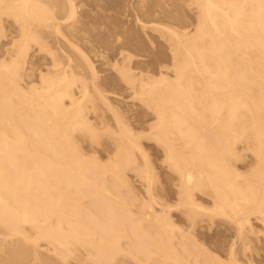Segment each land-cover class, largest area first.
I'll list each match as a JSON object with an SVG mask.
<instances>
[{
    "label": "bare ground",
    "instance_id": "6f19581e",
    "mask_svg": "<svg viewBox=\"0 0 264 264\" xmlns=\"http://www.w3.org/2000/svg\"><path fill=\"white\" fill-rule=\"evenodd\" d=\"M193 1V34L150 25L171 39L174 81L134 75L128 65L121 73L156 118L145 126L177 180L178 203L171 205L156 193L141 132L113 106L87 54L73 44L77 30L65 26L74 1L0 0V38L4 19L18 36L9 32L12 39L0 45V264H21L29 251L39 258V241L58 264H255L248 235L251 213L264 227V0ZM51 30L63 53L49 50ZM34 45L50 56L38 83V68L26 64ZM140 115L137 125L148 121ZM237 142L257 159L250 179L232 166ZM130 172L146 195L129 188L131 200H142L135 209L123 193ZM214 216L233 231L223 258L219 247L212 253L195 240L194 230Z\"/></svg>",
    "mask_w": 264,
    "mask_h": 264
},
{
    "label": "rangeland",
    "instance_id": "374dc122",
    "mask_svg": "<svg viewBox=\"0 0 264 264\" xmlns=\"http://www.w3.org/2000/svg\"><path fill=\"white\" fill-rule=\"evenodd\" d=\"M73 1L75 5L74 16L70 20H67L68 26L70 24L73 25L72 29L70 28V26L69 27L67 25L66 26L64 25V26L67 27V30L68 28H70L71 31H73V28H75L77 30V33L74 32L72 35L75 34L74 36L76 37L77 35V37L74 40V43L72 42L73 39L75 38L74 36H73L74 38L72 39L71 38L72 35H71L69 39L70 40L72 39L71 42L74 45L78 46V48L81 49V51H84L83 53L87 54L86 56L93 64L94 69L96 68L95 71L98 76L99 84L106 91L105 92L102 89L108 96L109 100L113 102L112 103L114 104L113 106L117 108V111L121 114V116H123L125 121L129 122L132 127L134 126L137 127V129L136 127L135 129L137 130L138 134H140L141 132L142 134L141 145L145 153H147V157L152 164V170L155 176V185L156 187H158V190H157L158 192L156 193L158 194L159 199L164 200L165 202H167L168 204L170 203L171 205L177 204L178 199L175 193L176 192L175 184H177L176 177L173 174H171V172H169L168 168L166 167L165 162H162L164 158H163V151L161 150V146H159L155 142L154 139L152 138L148 139V136H147L150 133V131H148L149 130L148 126H145V125L146 124L149 125V123H151L152 121L155 122L156 118L152 116L154 115V113L151 110L149 111V109L146 110L145 106L144 107L141 106L143 105L141 104L142 102L139 101L135 95H133L132 90L130 89V85H128V83L123 79L121 73L126 69V67L127 68L130 67L131 69L130 72L133 74L135 73L134 75H139L141 73V75L145 74L144 76L152 75L150 77H154V79H157V78H160L159 76L161 74V76H164V77L166 76L167 79H171L174 81V76L176 77V75H174L175 69H174V65L172 64H174L173 60L175 59H174V54L171 53V51L173 52V50H171L172 49V44L170 43L171 39L168 37V35L166 34L163 35L162 34L163 32H159L158 30L153 29L150 25H153V24L154 25L159 24L163 26L167 25L169 27H172V29L174 28L175 30L177 29L181 32L188 31L189 34H191L192 32H194V30H196L195 28L198 24L197 23L198 22L197 21L198 20L197 19V11H198L197 9L198 8H196L197 6L194 4L193 0L192 2L191 0H188V1L186 0H73ZM3 21L4 22H3V26L1 30L4 31L5 35H2V38H0V45H1V41L4 42L7 39V36L9 39L11 34H13V36L16 35L13 33L14 31L16 32L15 26L11 25L15 28L13 29L14 30L13 31L12 29H10L11 28L10 21L7 19L6 20L4 19ZM140 23H145L146 26L142 28ZM65 29L64 30L61 29V30L67 31ZM53 31L54 30H51L49 32L47 31L48 33L45 32L47 33L46 36L50 35L48 38L46 37L48 40L45 39L50 44V46L48 45V48L51 51L57 50L56 52L63 53L62 51L64 49L62 48L63 46H60L62 48L61 50L62 52L59 50L61 48L59 46H56L58 45V43H62L61 38L59 39L60 41L59 42L58 41L59 37L56 33V35L54 36H56V39L58 42L55 41L56 39L53 38V36H51L55 33ZM71 31L70 32L68 31L67 33L71 34L72 33ZM9 32H10V35H8ZM50 32L51 33L53 32V34H51ZM63 34L66 37L68 36V34L66 35L65 32H63ZM4 36L5 38H3ZM13 36L11 35L12 38L18 37V36H14V37ZM166 36L169 38L170 42L168 41ZM51 37L53 39H51ZM54 41L56 42V44ZM7 45L8 44H6V46ZM3 48L5 47L3 46ZM120 52L123 55H126V56L128 55V57H125L126 60L125 58L124 60H122L123 59L122 57L124 56L121 55ZM172 54H173V57H172ZM48 57L50 56L48 55L47 51L41 50L39 48L37 49L35 45L29 48L26 59H29L30 61L28 60L26 64L27 65L32 64L33 67L35 66L34 69L38 68V70L37 69L34 70L33 80L34 78L35 80L36 79L38 80V76L35 77V75L39 71L43 72V70H46V67H50V66H47V65H50V63H48L49 62L48 60L50 58ZM45 62L47 65H45ZM126 65H128L129 67ZM31 66L30 67L26 66L27 70L28 68L33 69V67ZM39 66L42 68H40ZM33 80L32 82L38 83V81L35 82V80L34 81ZM151 112H152V115H151ZM138 114L139 115L141 114L140 117L145 116L144 121L148 120L147 121L148 123L147 122L145 123L143 121L144 123L141 124L144 127H146V129H144V127H142L141 129V127L139 128V126L141 125H137L136 121L137 119H139L137 118V116L139 117ZM245 145L243 144V142H241V143H238L237 146H235L236 154L238 153L240 156L237 157L238 160L236 161L234 160L235 162L233 161L234 163L232 164L233 168L235 169L234 171L235 172L237 171L239 175L240 174L243 175V176L240 175L241 178L242 177L244 178V176L251 177L252 175L254 177L253 171L256 172V170L258 169L257 168L258 164L256 161L257 159H255V156L252 154L253 150L251 149L250 151L248 148L246 149L244 147ZM250 146L252 145H249V148H251ZM105 157L106 156L99 157V159L102 158L100 159L101 161L100 160L99 161L101 163H104L105 161H107ZM139 157H138V161H140ZM251 172H252V175H250ZM132 173L133 172L127 173L128 175L127 177L129 178V180L127 179L129 181L128 182L129 186L127 187L128 190L123 192L125 193V195L124 194L123 195L126 197L128 196L129 200H131L130 199L131 194L128 191L134 190L133 192H135L134 194L138 198V194L140 195L141 192H143L141 190L144 187L142 186L143 184L141 185V181L139 180V178ZM129 188H132V189L129 190ZM143 194L145 193H142L140 195V197H143V198L139 197L142 200L144 199V197H146V195H143ZM133 199L134 200H131V201H133L135 205H133L132 209H135L139 205L138 203L142 200L139 199L140 201L138 202V199H137V202H136V199L134 197ZM208 199L204 197L203 200L202 198L200 200L205 202L206 206H211L212 204L211 200L209 199L210 200L209 201L210 203H209ZM175 212H178V210H176ZM175 214L177 215V213ZM251 214H250L251 215L250 216V227H251L250 231L251 232L250 231L248 232H250L249 235H251L252 237L247 234L249 238L248 242L250 243V244L248 243V245L252 249L250 253L251 255H252V252L254 253V251H256L257 253V254L256 253L253 254L254 255L253 260H255V262L253 261V263L264 264V227L262 225L263 222H261V220L258 219L256 215H254L255 213H251ZM176 215H172L173 216L172 218H174L175 222L177 223L180 221L179 219L181 218L178 217L180 216L179 214L177 216ZM217 218L218 216L213 217V219L211 220V222L213 223L209 221H208L209 223L203 222L202 223L203 226L201 225L202 227L198 228L197 229L198 231L195 229L194 232L196 233L194 234L196 237L195 240L197 239V242L199 241V242H202L204 246L206 245L205 247L211 250L212 253L213 251L216 252L220 250L218 251V253L216 252L215 254L217 255L219 254V256L221 257L222 256L221 254H223V252L227 249L226 246L229 245V242L232 239L231 234H233V231H231L232 233H230V230H229L230 226L226 225L227 222L226 223L224 222L226 221L225 219L221 220L222 217H220V219L217 220ZM214 222L217 224H215ZM208 227L209 229H207ZM224 228H227L228 230L225 229L223 231ZM252 232L254 233L251 234ZM31 234H29V236ZM250 241H252V243ZM212 242L213 244L212 246H210ZM39 243H40L39 249H42V248L44 249V251L42 249L43 252L38 249L39 251L42 252V253L41 252L39 253L41 254L39 255L40 259L37 257L38 253L36 257L39 260H37L36 257L32 256L31 253L33 252L29 251L28 254L25 255L26 258L24 259L22 258L24 261L21 262V264L23 263L38 264V262L39 264L40 263L43 264L44 261H45V264H49V263L58 264V261L56 262L54 258L51 259V253L47 252L49 251L47 248L48 247L47 244H44L45 242L43 243V241H39ZM215 243L217 245H215ZM221 244H224V245H221ZM215 247H219V248H215ZM214 248L216 249V251L213 250ZM221 248H224L225 250L224 249L221 250ZM29 255H31L32 257L30 258ZM41 257H44V258H41ZM48 257H50V259ZM1 260H3V258H1ZM35 260H37L36 261L37 263H35ZM9 261L10 259L5 262L9 264ZM13 261L16 262L15 264H17L18 260L16 261L13 260ZM243 261L244 263H246L245 260H242V262ZM1 262L3 263L4 261H1ZM73 264H76V262Z\"/></svg>",
    "mask_w": 264,
    "mask_h": 264
}]
</instances>
